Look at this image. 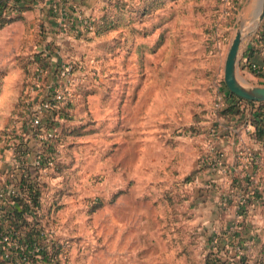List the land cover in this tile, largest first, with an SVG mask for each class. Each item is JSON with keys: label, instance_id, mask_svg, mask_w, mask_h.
<instances>
[{"label": "rangeland", "instance_id": "rangeland-1", "mask_svg": "<svg viewBox=\"0 0 264 264\" xmlns=\"http://www.w3.org/2000/svg\"><path fill=\"white\" fill-rule=\"evenodd\" d=\"M69 1L67 20L47 13L35 29L15 25L0 39V127L20 118L26 81L24 99L39 109L56 83L65 100L75 97L44 171L43 207L52 210L43 222L62 242L59 264H205L207 233L222 212L237 216L225 208L237 194L216 149L242 122L219 116L225 100L217 103L238 28L243 54L263 45L264 18L248 33L259 0ZM78 15L94 28L77 25ZM49 45L52 55L37 61ZM243 54L240 77L264 85ZM254 221L264 241L260 211Z\"/></svg>", "mask_w": 264, "mask_h": 264}, {"label": "trees", "instance_id": "trees-1", "mask_svg": "<svg viewBox=\"0 0 264 264\" xmlns=\"http://www.w3.org/2000/svg\"><path fill=\"white\" fill-rule=\"evenodd\" d=\"M38 1L0 0V29L12 21L21 19L22 11L33 7ZM69 2V0H51L47 13L57 16L60 7L68 10ZM76 20L77 17L74 21ZM258 40L263 44L262 46L251 45L243 54V57L247 58L244 61L247 65L252 60L254 51L263 50L264 27L259 31ZM50 48L49 45L46 49L35 52L37 61L48 60L47 56L52 55L47 52ZM248 67L257 75L264 74V66L259 71L249 65ZM26 85H28L27 81ZM26 85H23V92L27 88ZM57 85L58 83L53 86V91L49 92L46 98L41 99L40 103L46 99L52 102L51 107L44 108L41 112L33 103L24 99L27 96L24 97L22 92L16 104L20 107V118L10 119L11 123H14L13 129L2 130L3 138L13 140L15 143L16 161L12 166L13 176L8 175L7 178L8 187H2L0 191L1 200L11 205L10 208L0 206L3 216L0 220V238L2 240L6 230L10 228L18 245H9V255H5L7 251L0 248V264L60 263L62 242L60 238L46 232L47 228L43 222V216L52 210V207H49L46 212L43 207L46 199L45 188L48 186L44 171L52 167L56 158L58 145L65 133L64 120L71 117L70 105L75 97L67 100L55 99L54 94L57 89L63 86L60 83L58 87ZM224 86L225 105L218 109V115L229 119L239 116L242 123L250 122L254 126V131L250 132L252 137L264 141V101H252L236 95L229 90L225 81ZM27 92H30L29 87ZM248 108L249 112L246 111ZM51 130L53 133L50 132ZM226 134L228 133L222 132L219 138L226 137ZM192 178L193 176L189 175L186 181H191ZM255 184L250 176L242 178L232 176L231 186L237 195L229 199V204L225 208L234 205V213L237 216L230 219L226 211L222 212L221 218L225 220L218 229L207 233L205 264H264V241L249 219L251 205L258 203L264 208V192Z\"/></svg>", "mask_w": 264, "mask_h": 264}, {"label": "crops", "instance_id": "crops-1", "mask_svg": "<svg viewBox=\"0 0 264 264\" xmlns=\"http://www.w3.org/2000/svg\"><path fill=\"white\" fill-rule=\"evenodd\" d=\"M74 1V0H73ZM78 3L85 2L87 0H75ZM51 0H39L36 4L31 7L27 8L22 11V18L12 21L6 25H4L0 29V39L4 34L9 32V28L12 26H24L27 28L32 25V29L36 28V19L38 18H45L47 14V7L50 5ZM28 5L27 3H23ZM28 24V25H27ZM258 45V43H256ZM47 48V47H46ZM42 49V48H41ZM260 52V51H259ZM258 51H254L251 59H255V56L259 59L258 63L264 66V57L261 56V53H264V49L259 53ZM9 58V59H8ZM6 59L10 61V67H12V62L15 59L8 56ZM244 59V58H243ZM0 61H4L0 59ZM242 62V61H241ZM243 63H245L243 61ZM246 69L250 70L248 65L245 63L244 66ZM264 73V69H263ZM250 74L253 77L257 78H264L263 75H257L250 70ZM1 80V79H0ZM4 79L1 80L3 82ZM3 88L1 89L0 86V94ZM3 96L1 94L0 98ZM12 117V115H11ZM245 123V122H244ZM242 126V127H241ZM240 127V128H239ZM238 131L233 133L226 134V138H220V148H223L226 155H225V167L224 171L226 173V179H229V182L232 179V176H250L252 177L255 185L259 187L264 192V141H260L252 137L250 132L254 131V128L251 125H240ZM4 128L13 129L14 123L9 120L8 123L4 124L0 127V191L2 187H8V175L13 176V169L12 166L14 165L15 157H14V141L13 140H6L3 138L2 130ZM230 135H234L231 138ZM242 150H239V148ZM7 206L8 208L11 205L7 201H2L0 198V206ZM251 213L249 214V219L253 225H255L254 216L260 211L264 216V208L260 204L256 203L250 206ZM2 218V211L0 209V220Z\"/></svg>", "mask_w": 264, "mask_h": 264}, {"label": "water", "instance_id": "water-1", "mask_svg": "<svg viewBox=\"0 0 264 264\" xmlns=\"http://www.w3.org/2000/svg\"><path fill=\"white\" fill-rule=\"evenodd\" d=\"M256 14L257 27L260 20L264 18V0L258 1ZM252 32L248 31L249 34ZM246 42L244 28L239 27L227 53L224 80L229 90L236 95L252 101H264V85L247 84L239 75V63Z\"/></svg>", "mask_w": 264, "mask_h": 264}, {"label": "built area", "instance_id": "built-area-1", "mask_svg": "<svg viewBox=\"0 0 264 264\" xmlns=\"http://www.w3.org/2000/svg\"><path fill=\"white\" fill-rule=\"evenodd\" d=\"M60 19L62 20V21H64L65 19L67 20V18L69 17V12H68V10H65V9H62L61 7H60ZM77 17V20H76V23H77V25H79V21H81V27H87V28H89V29H92V28H94L93 27V25H92V21L91 20H88L87 18H85V17H83V16H81V15H78V16H76ZM65 23V22H64ZM72 23H73V21H72ZM248 65L250 66V67H252L253 69H257L258 71L260 70V68L262 67V65L260 64V63H258V62H256V61H249L248 62ZM62 74L63 75H69L70 74V69H69V67H64L62 70ZM226 94V90L224 91V94H223V97L219 100V101H221L220 103H217V105L218 106H222V104H223V101L222 100H225L224 99V95ZM54 97H55V99L56 98H62L63 100L64 99H66L67 98V94L66 93H64V92H60V91H58L57 90V92H56V94H54ZM41 107V109H40V112L44 109V108H48V107H51L52 106V102L50 101V100H48V99H46V100H44L42 103H41V105H40ZM251 125L253 128H254V126H253V124H251L250 122H246V123H242V125ZM238 131V128L236 127V125H230V126H228V129H226V131H225V133H233V134H235L236 132ZM51 133H53V131L51 130L50 131ZM215 133V132H214ZM219 137V136H218ZM220 138H222V137H220ZM210 146V145H209ZM211 147V146H210ZM212 148L213 149H215V148H217L216 146H212ZM217 151H218V154H219V157H216L217 159L216 160H219V164H220V162H222V167H223V169H224V167L226 166L225 165V155H226V153H225V151H224V149L223 148H220L219 146H218V149H216ZM239 150H242V148L240 147L239 148ZM215 160V161H216ZM14 161H16L15 159H14ZM241 201V200H240ZM243 201V200H242ZM2 218H3V216H2ZM1 218V219H2ZM46 232L49 234V235H53V233L51 232V231H47L46 230ZM1 243L3 244V245H1ZM18 245V243H17V240H16V237L13 235V233H12V229H7L6 230V233L3 235V238H2V240H1V238H0V248H2V249H4V250H6L7 251V253L5 254V255H9V253H10V250H9V245ZM37 250L39 249V247H37L36 248Z\"/></svg>", "mask_w": 264, "mask_h": 264}, {"label": "bare ground", "instance_id": "bare-ground-1", "mask_svg": "<svg viewBox=\"0 0 264 264\" xmlns=\"http://www.w3.org/2000/svg\"><path fill=\"white\" fill-rule=\"evenodd\" d=\"M256 12H257V9H256ZM256 12H255L254 16L257 15ZM253 21H254L253 23L251 21L252 25L250 27H248L249 31H253L255 29L257 23H258V19H256V18H254Z\"/></svg>", "mask_w": 264, "mask_h": 264}]
</instances>
